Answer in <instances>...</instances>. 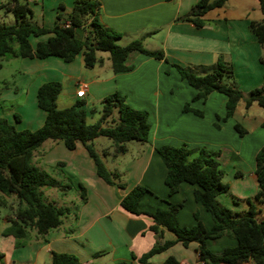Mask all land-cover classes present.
I'll return each mask as SVG.
<instances>
[{
    "label": "crops",
    "instance_id": "0c3cea01",
    "mask_svg": "<svg viewBox=\"0 0 264 264\" xmlns=\"http://www.w3.org/2000/svg\"><path fill=\"white\" fill-rule=\"evenodd\" d=\"M27 1L32 9L31 18L46 28L54 25L59 4L64 6L62 12L66 16L74 2ZM98 1L99 20L121 34V45L134 39L147 45L157 37L165 59L133 51L126 59L129 70L114 72L109 53L103 51L97 52L101 61L90 68L85 67L82 52L71 62L55 56L20 58L18 71L30 81L25 89L26 96L18 105L30 110L29 117L25 118L17 111L19 106L12 104L4 111L0 106V117L6 118L17 130L37 129L46 116V112L37 105V89L44 82L58 81L61 83V92L56 99L58 108L69 107L81 99L86 107L92 106L91 109L95 110V104L105 96L119 92L129 106L147 111V141H131L125 153L108 156L107 167L121 175L125 183L122 188L108 184L97 175L95 163L84 145L78 143L70 150L62 141L46 140L36 151L35 162L64 184H69L67 190L77 191L82 186L85 200L82 201L80 196L74 203V209L64 206L69 208V213L62 218L59 227L50 229L39 239L32 237L22 246L15 245L12 235L3 236L0 232V256L3 255L7 264H51L53 252L73 254L80 264H162L169 256L175 257L179 264H198L196 241L186 246L176 242L152 255L146 263H141L138 259L157 241L175 240L176 235L162 228L159 238L149 229L153 224L150 216L129 213L120 206V201L133 186L141 184L149 189L139 201L141 209L154 211L168 208L171 203H182L177 212L180 225L190 227L200 221L206 229H210L213 221L209 211L194 198L198 186L183 181L178 190L170 194L164 182L166 167L156 148L187 144L190 147L220 150L217 159L227 167L226 173L234 176L237 172L248 174L247 177L242 174L230 181V195L241 202L225 192L216 196L222 205L235 213L241 214L247 210L248 204L244 199L254 196L257 191L255 155L264 145V131H261L264 117L255 115L257 111L247 114L246 111L254 104L246 109L244 101L240 100L232 115L223 121L226 96L211 92L208 100H193L195 88L181 79L172 64L193 67L202 72L203 66L212 65L221 55L232 67L233 79L240 90L249 92L259 86L263 81L264 65L260 57L264 58V46L261 47L256 35L249 30L251 20L263 18L262 15L261 19H255L257 11H260L258 0H227L222 7L205 13V23L201 27L179 19L198 0ZM77 34L84 36L81 29L77 30ZM50 35L52 33L30 35V44L34 47L38 41H45ZM0 82L5 84L4 80ZM81 85L86 86L85 95L77 97L76 91ZM11 86L0 87V104L7 98L19 97L21 85L13 81ZM212 99L217 102H212ZM186 103L199 110L201 115L183 111ZM91 119L90 122L96 120ZM235 123L246 130L242 138L234 128ZM260 132L263 138L257 139L259 143L256 144L255 138ZM246 138H249L248 142H245ZM94 144L96 147L99 143L95 140ZM110 147L108 140L97 150H110ZM246 154L251 159H246ZM255 210V217L264 219V215H260L264 211V202L256 203ZM31 235H34V231ZM205 243L210 251L219 253L226 247L235 246L237 241L223 235L206 239Z\"/></svg>",
    "mask_w": 264,
    "mask_h": 264
},
{
    "label": "trees",
    "instance_id": "16d2710c",
    "mask_svg": "<svg viewBox=\"0 0 264 264\" xmlns=\"http://www.w3.org/2000/svg\"><path fill=\"white\" fill-rule=\"evenodd\" d=\"M227 0H198L190 10L179 16V19L192 22L196 27L205 23L204 15L211 9L222 7ZM259 9L263 15L261 20H251L249 30L253 32L261 47L264 46V0H258ZM98 0H74L71 11L64 16L62 4L57 7L55 23L46 28L28 19L32 9L27 0H6L0 8L12 12L15 23L0 24V60L13 57L45 58L58 57L66 62L74 60L82 52L85 67H93L101 61L98 51L108 52L114 72L129 70L126 65L127 56L133 51L165 59L162 50H149L140 40L134 39L127 44L117 43L121 34L104 26L99 20ZM81 29L84 36L80 37L77 30ZM52 33L47 40L38 41L34 47L30 44L29 36H39ZM264 65V58L260 57ZM181 79L196 89L193 100L205 101L211 92H220L226 96V121L233 113L240 100L245 108L256 104L264 108V73L262 83L245 93L239 89L233 79L232 67L221 55L210 66H203L202 72L189 66L172 64ZM1 67V62H0ZM61 92V83L47 81L42 83L36 92L37 105L46 112L43 124L35 130H17L6 118L0 117V203L14 197L17 200L16 211L7 216V225L2 235H12L15 245L22 246L32 237L41 238L50 229L57 228L62 218L69 213V208L57 206L45 201L41 188L44 186L57 187L60 190L70 188L61 180L35 165V153L46 140L62 141L68 149H74L78 143L85 146L89 156L93 159L96 172L105 182L124 187L121 175L105 166L103 157H116L127 151V144L131 141L146 142L149 123L148 113L129 106L125 97L115 91L101 100L98 118L93 122L87 121L88 110L84 100L77 99L72 105L58 108L56 99ZM183 111H192L201 115L199 110L191 108L189 103L183 106ZM17 119L18 116H15ZM217 127L218 125L215 124ZM264 126V123H263ZM235 130L240 134L245 129L238 123ZM106 137L111 140L110 150L100 151L95 147V140ZM156 151L166 167L164 182L168 192L174 193L183 181L195 184L194 198L209 211L212 226L206 229L197 221L187 227L179 224L177 212L182 203H171L168 208H157L154 211L143 210L139 201L149 189L141 184L133 186L121 199L120 206L129 213L146 214L153 220L149 227L151 231L162 236V228L172 231L175 240L157 241L138 260L146 263L148 259L176 242L187 245L191 241L198 243L199 260L207 264H264V219L255 217V203L264 202V145L255 155L254 173L257 191L254 196L245 198L248 208L238 214L222 205L216 196L229 189L228 183L222 182L224 170L217 159L218 152L208 151L205 147L190 148L187 144L179 146L162 145ZM193 155L190 158V155ZM195 154V155H194ZM59 165L61 164L58 163ZM237 172L235 176H241ZM81 200H85L84 189L80 186ZM2 199V200H1ZM34 231V235L31 232ZM230 236L237 244L226 247L219 253L210 251L206 246V239L220 236ZM51 264H80L79 259L69 253L53 252ZM162 264H179L175 257H167Z\"/></svg>",
    "mask_w": 264,
    "mask_h": 264
},
{
    "label": "rangeland",
    "instance_id": "374dc122",
    "mask_svg": "<svg viewBox=\"0 0 264 264\" xmlns=\"http://www.w3.org/2000/svg\"><path fill=\"white\" fill-rule=\"evenodd\" d=\"M5 1L6 0H1L0 3H3ZM255 2H257V0H255ZM255 17H256L255 19H261L262 18V14L259 10L257 11ZM28 19L34 22V20L31 18L30 15L28 16ZM14 23H15V17L13 15V13L5 11L4 8H0V24L11 25ZM117 43L121 44L119 42V40H117ZM143 45L145 47H147V49H150V50H154V49L158 50L160 47L159 46V39L157 37H155V39H152L151 41H149L147 43L148 46L145 44H143ZM19 60H20V57H14V58H11L9 60H5V59L0 60V62H1L0 81H2V80L5 81L4 82L5 84H2L0 82V87H2L3 85H8L9 88H12L11 84L13 83V81H16V83H18V85H21V87H22L21 91L18 95L19 97L12 98V99L7 98L6 100L1 102L0 106H1L2 111L6 110L7 107L10 108L11 104L14 105V107L17 106L18 104H21V100H23L26 96L25 89H26L27 85L29 84L30 80L28 81V78L27 77L24 78V74L22 72L18 71V69H20L19 68ZM245 93H247V92H245ZM213 94L219 95V93H217L216 91H214ZM208 98H209V96L207 97L206 100H208ZM211 101L217 102L216 99H212ZM95 105H96L95 110L91 109L92 106H89V108L86 107V109L88 110V115H87V121L88 122H90L92 120L91 117H93L94 120L98 118V113H99L100 108H101V102L96 103ZM18 106H19V108L17 109V111L20 114H22L25 118H28L30 110L26 109L25 107L20 108L21 107L20 105H18ZM255 111H257V113L255 115H258L261 118L264 117V108H261L256 104L251 106L250 109H248L246 112H247V114H252ZM26 129H30V128H26ZM262 130L264 131V126H262L261 131ZM242 135H245V133ZM240 138H242V136ZM261 138H263L262 132L258 133V135L256 136L255 143L256 144L259 143L257 139H261ZM96 140H97V143H99V144H97L96 147L101 148V147H103L104 143H106L109 139H107L106 137H99ZM248 140H249V138H246L245 142H248ZM110 141L111 140H109V142ZM134 142H138V141H134ZM110 144H111V142H110ZM190 148L196 149L199 147H190ZM39 149H40V147H39ZM206 149L208 151H216V152L220 153V150H212L211 148H208V147ZM192 156L193 155L191 154L189 157L192 158ZM245 158L248 160L251 159V157L247 156V154H246ZM108 159H110V158H108V157L102 158L105 166H107V160ZM252 159H254L253 156H252ZM34 163H35V165H37L36 162H34ZM220 165H221L222 169L224 170V174H223L221 180L223 183H228L230 185V181L234 177L236 178V176H234L232 174L230 175L229 172L226 173L227 167H224V165L221 163H220ZM242 174L245 175L246 177L248 175L247 173H244V172H242ZM229 189H228V191L225 192V194H228L229 196H231V198H233L235 201L241 202L238 198L230 195ZM41 190H42L43 198L45 199V201L54 202L55 204H58L60 206H68L71 209H74V203H76L80 197V189L77 191L66 190L65 192H63L57 187L44 186L41 188ZM0 195H1V193H0ZM1 196L3 197L4 195H1ZM255 205H256V203H255ZM16 209H17V200L14 197L7 198L5 204L0 203V232H2V230L4 229L5 226L9 225V223L6 222L5 219L8 218L7 216L13 214L16 211ZM260 215L261 216L264 215V211H262L260 213ZM3 236H7V235H3ZM0 264H7L6 259H4L3 255L0 256Z\"/></svg>",
    "mask_w": 264,
    "mask_h": 264
},
{
    "label": "built area",
    "instance_id": "2783aa9c",
    "mask_svg": "<svg viewBox=\"0 0 264 264\" xmlns=\"http://www.w3.org/2000/svg\"><path fill=\"white\" fill-rule=\"evenodd\" d=\"M85 89H86V86L85 85H81L80 88L76 91L77 97L84 96L85 95ZM198 264H207V263L205 261H203V260H199Z\"/></svg>",
    "mask_w": 264,
    "mask_h": 264
}]
</instances>
